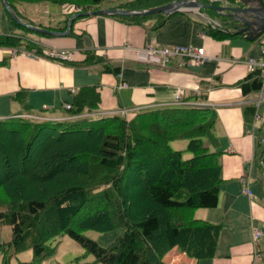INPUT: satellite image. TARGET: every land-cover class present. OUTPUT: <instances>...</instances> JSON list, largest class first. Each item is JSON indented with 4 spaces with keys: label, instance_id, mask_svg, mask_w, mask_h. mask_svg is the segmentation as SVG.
<instances>
[{
    "label": "trees",
    "instance_id": "16d2710c",
    "mask_svg": "<svg viewBox=\"0 0 264 264\" xmlns=\"http://www.w3.org/2000/svg\"><path fill=\"white\" fill-rule=\"evenodd\" d=\"M185 0H8L16 17L11 29L0 35V47L45 55L43 48L26 36L40 33L23 23L18 6L52 4L69 8L64 26L46 30L67 31L74 15L102 10L148 11ZM209 2L210 0H200ZM217 7L241 4L237 0L210 1ZM222 2V4L220 3ZM212 22L192 11L164 15L114 14L118 21L153 32L178 15L193 19L205 34L224 40L246 39L238 35L234 21L213 10L202 9ZM213 21L221 27L214 26ZM15 27L22 32L15 31ZM82 50V36L70 31ZM255 41V43H257ZM83 60L63 62L76 67L104 65V73L119 75L121 68L105 58L83 52ZM263 70L257 68L237 83L244 96L262 89ZM211 86V85H210ZM209 86V87H210ZM25 92L12 99L25 104ZM203 95L183 99L181 105H166L121 115L87 116L102 103L100 86H85L72 97L68 120L33 121L22 117L0 120V221L12 228V240L0 245L1 264H12L17 254L30 250L33 258L20 264H43L55 254L51 242L68 236L88 255L86 264H167L166 255L179 248L188 257L212 260L217 256L222 224L198 219L200 209L219 205L225 180L222 177L220 141L216 135L218 113L205 105ZM246 123L254 121L257 108L245 107ZM92 118L87 128L81 120ZM188 141L193 157L185 160L171 144ZM264 170L263 154L257 158ZM124 229V234L107 247L84 235Z\"/></svg>",
    "mask_w": 264,
    "mask_h": 264
},
{
    "label": "crops",
    "instance_id": "0c3cea01",
    "mask_svg": "<svg viewBox=\"0 0 264 264\" xmlns=\"http://www.w3.org/2000/svg\"><path fill=\"white\" fill-rule=\"evenodd\" d=\"M62 11L60 16L46 23L37 24L41 19H29L35 25L31 26L61 28L71 12L65 8ZM192 13L194 18L200 15L196 11ZM71 30L82 36V50L69 35L40 37L35 34L29 38L44 52L52 49L69 52L73 60H83V52L95 53L104 57L110 66L121 68L120 74L104 73V65L76 67L50 58H29L23 54L24 50L13 55V49L0 47V120L27 114L68 120L72 116L65 106L85 86H100L102 103L95 113L127 110L128 118L140 110L172 105L179 92L184 100L192 95H203L205 105L218 113L215 132L220 147L217 152L222 153L220 162L225 182L218 207L200 209L196 217L222 224V239L230 224L234 233L231 241L221 242L220 238L215 259L198 261L174 248L164 260L167 264H264V240L260 245L253 235L256 229L264 231V204L253 198L250 189L257 182L254 181V170L259 166L257 158L264 156V103L257 108L254 121L247 124L245 107L252 105L250 102L256 94L244 96L236 86L252 72L249 61L262 60L261 38L257 43L247 38L220 40L205 34L202 26L184 15L170 19L156 33L141 26L126 25L112 15L78 20ZM150 45L202 47L207 61L183 69H176L179 60H174L169 69L147 66L144 50ZM20 91L25 92V104L12 99ZM246 186L252 196L244 194Z\"/></svg>",
    "mask_w": 264,
    "mask_h": 264
},
{
    "label": "rangeland",
    "instance_id": "374dc122",
    "mask_svg": "<svg viewBox=\"0 0 264 264\" xmlns=\"http://www.w3.org/2000/svg\"><path fill=\"white\" fill-rule=\"evenodd\" d=\"M125 1H133V0H125ZM200 1V0H199ZM205 4H211V2H202ZM222 4V2H220ZM241 5V4H239ZM225 6V5H222ZM63 8L52 5V4H39V5H22L18 6V10L21 13L22 17L25 18L30 22V20H39V22H35L39 24L41 21L42 23H46V20H52L55 19L56 16H60ZM69 11H71L69 8H66ZM10 17H16L14 14L8 12L6 9L3 0H0V30H4L5 32L10 31L11 29V21ZM201 18L207 20L208 22H212L210 19L207 18L206 15L200 16ZM30 19V20H29ZM18 21L23 22L21 19L17 18ZM214 25L221 27L219 23L214 22ZM27 24V23H26ZM17 32H22V29L19 27H15L14 29ZM26 36H35V34L31 31L25 32ZM264 40V35L261 37V41ZM28 115V114H27ZM24 118V117H22ZM28 119V118H24ZM31 120V119H29ZM92 118L83 119L81 120V124L83 128H87L89 126V123L92 121ZM36 121V120H33ZM264 137V133H263ZM171 147L175 151H181L183 153V158L185 160H188L193 157V154L187 151L188 147V141H177L171 144ZM255 176L254 181L256 182V185L251 186V191L253 193V198L257 202H260L264 204V171L263 169H260V166L255 167L254 170ZM247 188V186H246ZM242 194V193H241ZM221 200H223V195L221 196ZM3 210H0V212ZM218 213H221V210H218ZM248 214V211L246 212ZM219 215V214H218ZM197 216V215H196ZM198 218V217H197ZM230 224V222H229ZM235 227V226H234ZM259 231H262L261 229H256ZM227 231V232H226ZM250 231L252 229L250 228ZM225 237L222 239L223 235H221V242L223 240L231 241L234 230L232 228V225H229V228L227 227L224 231ZM253 231V235H254ZM124 234V229H117L111 232L106 233H100L96 231H87L84 233V235L95 242H97L102 247H107L109 244L114 242L117 238L122 236ZM245 234V231L244 233ZM231 239V240H230ZM236 238L233 237V241H235ZM244 242L246 241L245 238ZM12 240V228L9 225H2L0 221V245L4 243H8ZM263 243V240L259 241V244L261 245ZM51 246L55 248V254L50 259H47L44 261L43 264H86L91 263L95 261L94 256L86 254L85 250L74 240L69 238L68 236H62L59 238H56L54 241L51 242ZM33 258V253L30 250L23 251L17 256H14L12 259V264H20L22 262H30ZM2 263V255H0V264Z\"/></svg>",
    "mask_w": 264,
    "mask_h": 264
},
{
    "label": "built area",
    "instance_id": "2783aa9c",
    "mask_svg": "<svg viewBox=\"0 0 264 264\" xmlns=\"http://www.w3.org/2000/svg\"><path fill=\"white\" fill-rule=\"evenodd\" d=\"M210 1H215V0H210ZM214 26H216V24ZM2 34L3 32L0 30V35ZM262 44H263L261 48L262 60L260 62L254 59H251L249 61L250 70L253 71L257 68H260L263 70L262 89L258 93H256L255 99L250 102L256 108H259L261 104L264 103V40ZM144 52H145V60H144L145 65L151 66V67H158L162 69H169V66L172 64L174 60H179V63L176 66V69H183L185 67L199 66L207 61V57L205 56V50L202 47L201 48L194 47V46L165 47V46H158V45H150L146 47ZM17 53H18L17 50H14L12 52L13 55H16ZM23 54L33 59L50 58V59H53L54 61H58L61 63L66 62V61H74L73 60L74 57L72 56L71 53L65 52V51H58L55 49L46 51L44 56L37 55L35 53L28 52V51H24ZM123 87L126 88L127 85L123 84ZM182 100H183L182 93L179 92L173 104L181 105L183 104ZM65 108L69 110L71 108V105L68 104L65 106ZM129 113L130 112L127 110H122V111H117L113 113H99L98 114L94 112L87 116L106 117V116H113V115H121L123 117H128ZM22 117L28 118L31 120H36V121L50 120L41 115H23ZM244 194L247 196H252V193L249 187L244 189ZM254 239L255 241L264 240V231H259V230L255 231ZM258 257L259 258L261 257L260 254L258 255Z\"/></svg>",
    "mask_w": 264,
    "mask_h": 264
},
{
    "label": "water",
    "instance_id": "95a60500",
    "mask_svg": "<svg viewBox=\"0 0 264 264\" xmlns=\"http://www.w3.org/2000/svg\"><path fill=\"white\" fill-rule=\"evenodd\" d=\"M239 1L244 7H217L214 4H205L199 0H185L182 2H176L170 5H166L157 9H152L148 11H139V12H132V11H118V10H102L91 12L87 15L92 16H99V15H149V14H174L176 12H186V11H196L199 13L202 9H209L213 10L216 13L221 14L223 17L229 16L230 18L237 20L245 25V29L238 30V35H246V38L250 42H254L261 38L264 35V0H237ZM4 5L8 12L13 13L12 8L8 2V0H3ZM200 14V13H199ZM202 16V14H200ZM83 15H74L68 24V29L66 32L58 33L46 29H38L34 28L29 24L21 22L25 27L32 28L37 32L44 33L50 36L55 37H65L68 36L74 21L76 18L81 17Z\"/></svg>",
    "mask_w": 264,
    "mask_h": 264
},
{
    "label": "flooded vegetation",
    "instance_id": "af4514ba",
    "mask_svg": "<svg viewBox=\"0 0 264 264\" xmlns=\"http://www.w3.org/2000/svg\"><path fill=\"white\" fill-rule=\"evenodd\" d=\"M229 6H234V5L226 4L225 6H221V7H229ZM234 7H244V6L241 4V5H237V6H234ZM233 21L235 22L234 23L235 24L234 27H235L236 31H238V30L241 31V30L245 29V25L243 23H241V22H239L237 20H234V19H233Z\"/></svg>",
    "mask_w": 264,
    "mask_h": 264
}]
</instances>
